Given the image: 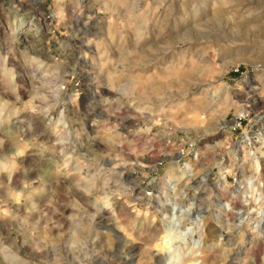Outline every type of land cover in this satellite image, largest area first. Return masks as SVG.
I'll use <instances>...</instances> for the list:
<instances>
[{
	"label": "rangeland",
	"instance_id": "rangeland-1",
	"mask_svg": "<svg viewBox=\"0 0 264 264\" xmlns=\"http://www.w3.org/2000/svg\"><path fill=\"white\" fill-rule=\"evenodd\" d=\"M0 110V264H264V0H0Z\"/></svg>",
	"mask_w": 264,
	"mask_h": 264
},
{
	"label": "bare ground",
	"instance_id": "bare-ground-1",
	"mask_svg": "<svg viewBox=\"0 0 264 264\" xmlns=\"http://www.w3.org/2000/svg\"><path fill=\"white\" fill-rule=\"evenodd\" d=\"M21 1V0H20ZM12 81V78H11ZM16 83H24V79H18L16 81ZM17 95L19 94V91L16 92ZM15 99H17V97H15ZM51 109L50 108H46V112L48 113ZM10 115L8 114L6 117L8 118ZM1 110H0V123H1ZM23 121H20V123H22ZM183 174V173H182ZM203 177L200 178L199 180H194L193 182L195 183V185H200L201 182H203ZM249 190L252 189L253 184H251V182H249ZM258 201V200H257ZM178 204H174L172 206V215H171V221H170V227L165 229V234L166 236L163 237V240H165L164 245L167 246L168 249L172 248V242H175L178 244V246H176L175 248H173V250H167V256L170 258V260H172V262H170V264H179L180 263V255L182 253L181 249H183V247L186 249L187 247L189 248H196V249H201L202 245L200 243V237H196V239H191V237H187V234L185 233V231L183 232H177L176 231V225L178 226V218L181 219L182 216L187 217L188 215H184L181 213L180 217L176 218V214H178ZM225 210H229V206L225 205L224 206ZM242 209V208H241ZM240 209V210H241ZM240 210L236 211L235 213H231L230 217L236 218L238 216V213L240 212ZM256 215L255 219H248V224L251 225L250 227L254 230L259 231V236H263L264 235V219H263V212L262 209L256 211L254 213ZM197 215H199V212H196L194 214V218L192 220H190V224L193 222H196L197 219H200ZM247 216V215H246ZM190 219V218H189ZM239 219V224L244 223V218L242 217H238ZM247 219V218H246ZM249 227V226H248ZM251 229V230H252ZM114 231V230H113ZM175 231V232H174ZM191 235V234H190ZM167 240H166V239ZM180 246V247H179ZM162 263V262H161Z\"/></svg>",
	"mask_w": 264,
	"mask_h": 264
}]
</instances>
